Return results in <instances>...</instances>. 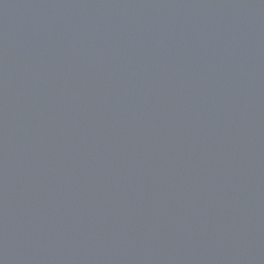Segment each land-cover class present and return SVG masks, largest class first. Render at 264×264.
Returning a JSON list of instances; mask_svg holds the SVG:
<instances>
[{
    "label": "water",
    "instance_id": "95a60500",
    "mask_svg": "<svg viewBox=\"0 0 264 264\" xmlns=\"http://www.w3.org/2000/svg\"><path fill=\"white\" fill-rule=\"evenodd\" d=\"M0 264H264V0H0Z\"/></svg>",
    "mask_w": 264,
    "mask_h": 264
}]
</instances>
